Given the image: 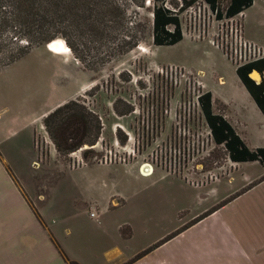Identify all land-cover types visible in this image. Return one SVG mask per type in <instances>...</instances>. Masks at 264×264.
Instances as JSON below:
<instances>
[{
    "label": "rangeland",
    "instance_id": "374dc122",
    "mask_svg": "<svg viewBox=\"0 0 264 264\" xmlns=\"http://www.w3.org/2000/svg\"><path fill=\"white\" fill-rule=\"evenodd\" d=\"M147 1L149 0L145 1L146 8H135L136 15L132 10L130 12L134 22L130 24L132 31H126L124 35L137 36L140 41L125 53L110 56L111 43L108 39H95L88 35L81 37L76 34L72 40L75 51L63 37H59L67 45L64 46V52H51L44 44L33 47L28 54L10 64L0 62V149L12 156L17 172L26 176L36 193L51 196L49 205L54 209L63 212L71 208L77 209L78 214L73 220L72 228L79 250L85 249L88 239H101L100 228L90 220L86 205L92 197L101 198L108 191L126 194L127 202L120 208L119 214L106 215L104 223L111 225L124 217H132L137 212L139 244L155 234L164 222L165 215H173V219H176L174 206L184 200V192L195 188L178 178L179 183L174 181L175 177L172 176L163 179L156 178V175L140 176L135 164H98L95 157L100 154L99 148L84 149L87 160L85 166L90 167L75 169L71 163V152L61 154L56 150L43 125L44 116L60 104L76 99L99 117V137L112 142L117 136L124 142L126 133L118 124L127 130H133L136 121L134 114L129 115L131 106L126 100L133 87L130 81L137 78L144 85V80L148 78H161L162 75L156 74V68L168 63L185 66L188 76L201 78L205 83L207 81L221 93L239 96L247 92L236 75V64L208 41L216 26L212 18L209 33L199 37L204 25L208 24V18H195L185 12V9L180 13L183 40L174 45L156 46L152 42V13ZM169 1L176 8L182 4V0ZM227 3L228 0H221V7L224 8ZM245 30L248 37L254 36L264 41V0H257L255 8L246 12ZM24 44L25 41L20 42V45ZM138 46H142L143 50ZM12 50L2 49L0 60H6ZM52 54L60 55V58H55ZM76 71L77 80L74 79ZM174 75L172 76L175 77ZM222 78L223 83L220 82ZM261 78L260 75L259 79L254 80L260 81ZM76 88L87 90L70 97ZM58 103L60 104L57 105ZM213 110H222V104L218 100ZM11 130L16 131L10 134ZM246 136L254 144L264 134L259 130H248ZM32 140L35 141L36 150L33 149ZM89 150L93 152L87 157L85 152ZM33 158L35 162L32 165ZM228 158L224 146L217 144L203 160L204 169L227 166ZM247 167L251 172L259 170L255 164ZM234 170L223 178L229 177ZM112 204L121 205L124 201ZM93 220L102 222L101 217ZM144 225L148 226L147 231L144 230ZM127 230V227L124 228L123 233H128ZM93 264H97L96 261Z\"/></svg>",
    "mask_w": 264,
    "mask_h": 264
},
{
    "label": "crops",
    "instance_id": "0c3cea01",
    "mask_svg": "<svg viewBox=\"0 0 264 264\" xmlns=\"http://www.w3.org/2000/svg\"><path fill=\"white\" fill-rule=\"evenodd\" d=\"M256 4L253 0L243 11L245 35L246 12ZM246 37L264 46L261 39ZM206 85L212 94L213 109L217 100L222 104V110L215 113L227 119L249 148L264 147V137L251 144L246 136L248 130L264 134V114L245 86L247 92L230 96L207 81ZM82 90L87 89L76 88L70 97ZM34 162L33 158L31 164ZM237 163L229 177L201 187L158 169L150 176L138 173L160 179L172 176L174 181L195 188L184 192V200L174 206L176 219L165 215L155 234L139 244L137 212L111 225L103 219L118 215L128 196L108 191L101 198L92 197L86 205L90 220L100 228L101 239H88L85 249L79 250L72 228L77 209H54L49 205L51 196L36 193L26 176L17 172L12 156L0 149V264H69V260L81 264H264V166L259 161ZM250 164L259 170L251 172L247 167ZM86 167L90 166L75 169ZM121 201L124 204H112ZM100 217L102 222L93 220ZM126 227L128 233L124 234ZM143 227L148 230V226Z\"/></svg>",
    "mask_w": 264,
    "mask_h": 264
},
{
    "label": "trees",
    "instance_id": "16d2710c",
    "mask_svg": "<svg viewBox=\"0 0 264 264\" xmlns=\"http://www.w3.org/2000/svg\"><path fill=\"white\" fill-rule=\"evenodd\" d=\"M146 0H0V51L13 49L2 64H10L25 56L35 46L63 37L72 43L77 34L110 41V56L134 48L139 37L124 35L132 31L131 10L146 8ZM199 0H182L177 8L169 0H151L152 42L156 46L174 45L183 40L180 13ZM218 18L233 16L252 5L253 0H205ZM25 41L24 45H20ZM257 70L261 80L250 74ZM236 74L264 114V57L236 66ZM202 109L217 144L223 145L235 162L259 161L264 166V147L249 148L227 119L213 111L212 94L204 93ZM43 125L56 150L70 153L85 144L92 145L101 132L99 117L76 99L60 104L43 118ZM93 151H86L88 155ZM69 264H81L69 260Z\"/></svg>",
    "mask_w": 264,
    "mask_h": 264
},
{
    "label": "built area",
    "instance_id": "2783aa9c",
    "mask_svg": "<svg viewBox=\"0 0 264 264\" xmlns=\"http://www.w3.org/2000/svg\"><path fill=\"white\" fill-rule=\"evenodd\" d=\"M185 12L195 18L207 16L208 24L204 25L199 37L209 33L210 19L215 21L208 41L236 66L264 57V46L244 33L243 11L218 18L216 9L205 0H199ZM187 72L183 65L168 63L156 68L161 78H148L144 85L139 79H132L133 87L126 100L131 106L129 115L134 114L136 118L134 129L127 130L118 124L126 133L124 142L117 136L112 142L99 137L95 144L72 151V167L87 164L84 149L99 148L100 154L95 157L98 164H135L143 176H150L158 169L195 187L219 181L236 169L238 163L230 157L227 166L204 169L203 160L217 145L201 104L207 85L201 78L188 76Z\"/></svg>",
    "mask_w": 264,
    "mask_h": 264
},
{
    "label": "bare ground",
    "instance_id": "6f19581e",
    "mask_svg": "<svg viewBox=\"0 0 264 264\" xmlns=\"http://www.w3.org/2000/svg\"><path fill=\"white\" fill-rule=\"evenodd\" d=\"M150 1L151 0L147 1V4H149ZM64 46L67 47L65 41L62 38H55L47 44L48 50H50L51 52H54V53L64 52L65 51ZM138 48L143 50L142 46H138ZM250 76L253 79H259L260 73L257 70H254L251 72Z\"/></svg>",
    "mask_w": 264,
    "mask_h": 264
}]
</instances>
